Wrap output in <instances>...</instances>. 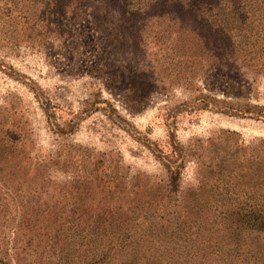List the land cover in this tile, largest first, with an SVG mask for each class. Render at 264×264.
<instances>
[{
    "label": "rangeland",
    "instance_id": "374dc122",
    "mask_svg": "<svg viewBox=\"0 0 264 264\" xmlns=\"http://www.w3.org/2000/svg\"><path fill=\"white\" fill-rule=\"evenodd\" d=\"M91 14L0 0V264H84L99 224L182 228L166 264H264L235 213L264 209V49Z\"/></svg>",
    "mask_w": 264,
    "mask_h": 264
},
{
    "label": "trees",
    "instance_id": "16d2710c",
    "mask_svg": "<svg viewBox=\"0 0 264 264\" xmlns=\"http://www.w3.org/2000/svg\"><path fill=\"white\" fill-rule=\"evenodd\" d=\"M56 3L65 8L72 5L90 6L93 19L107 26L102 31L108 37L116 30L122 34L120 30L123 24L120 23H131L130 28L134 29L137 23H142L143 27L144 21L166 18L176 33L190 35L206 48L211 44H218L217 40L228 42L242 38L245 41L241 44L248 45L249 42L255 50L264 49V0H55ZM108 26L112 29L109 32ZM224 46L227 47V44ZM177 179L176 174L170 175L169 191L172 192L171 188L177 191ZM170 197L168 199L172 201L173 198ZM257 207L243 206L235 210L239 216L237 222L242 226L246 224L253 227L255 232H263L264 209ZM235 213H228V217L233 218ZM159 219L162 221L163 215ZM160 229L158 236H148L146 233L140 235L138 228L113 232L99 224L93 231L88 230L89 234L85 236L88 243L83 248L90 259L84 264H166L168 251L164 244L153 245L152 240L155 237L158 241L163 239L162 243L165 241V244L173 239H178L179 243L187 241L182 228L164 231L163 226H160ZM196 252L198 255L200 251ZM190 255V251L182 255V264L196 261L193 259L196 253Z\"/></svg>",
    "mask_w": 264,
    "mask_h": 264
}]
</instances>
